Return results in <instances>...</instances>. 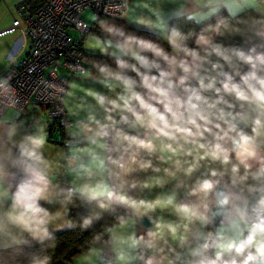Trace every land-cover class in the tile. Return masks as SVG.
Listing matches in <instances>:
<instances>
[{
    "label": "clouds",
    "instance_id": "9594fccd",
    "mask_svg": "<svg viewBox=\"0 0 264 264\" xmlns=\"http://www.w3.org/2000/svg\"><path fill=\"white\" fill-rule=\"evenodd\" d=\"M92 22L106 59L40 81L55 149L0 79V264H53L65 230L79 264H264V0H113Z\"/></svg>",
    "mask_w": 264,
    "mask_h": 264
},
{
    "label": "built area",
    "instance_id": "2783aa9c",
    "mask_svg": "<svg viewBox=\"0 0 264 264\" xmlns=\"http://www.w3.org/2000/svg\"><path fill=\"white\" fill-rule=\"evenodd\" d=\"M113 0H45V2L29 11L21 2L15 6V13L25 24L22 29L20 20L8 8L12 17L11 23L0 29V35L19 29L25 34L28 49L25 54L11 58L0 68V79L9 78V84L16 89L19 98L18 107L21 113L26 111L29 103H36L49 111L50 117L61 120L56 113L51 96L40 84L41 79L60 84L66 79L56 71L66 69L74 73L72 66L79 62L84 53L81 41L74 36L75 30L84 33L89 24L82 18L81 12L89 7L95 15H106V6Z\"/></svg>",
    "mask_w": 264,
    "mask_h": 264
},
{
    "label": "trees",
    "instance_id": "16d2710c",
    "mask_svg": "<svg viewBox=\"0 0 264 264\" xmlns=\"http://www.w3.org/2000/svg\"><path fill=\"white\" fill-rule=\"evenodd\" d=\"M21 2H23L26 5L29 11H33L34 9L42 5L45 2V0H21L18 3H21ZM95 16L104 17L106 15H95ZM172 23H176V21H172ZM178 23H180L181 27H185V28L193 26L183 21L178 22ZM94 27H95L94 24L89 25L88 31H93V32L98 33V30L95 29ZM143 32H145L144 29H143ZM148 34H150L154 40L158 38L157 35L152 32H148ZM81 57H87L89 59H106L102 57L98 52L96 53H90V52L86 53L85 52L81 55ZM42 109L44 108L42 107ZM51 118L52 120L49 123V129H48L49 134L51 133L53 129H59L61 132H63V128L60 125V120L55 117H51ZM72 215L75 218L77 215V212L74 211ZM109 222H110V218L106 217L105 220L98 223L95 226V228L98 230L102 224H106ZM56 236H57V247L55 248L54 253H53V264H72V259L79 256V254L81 253L82 245L84 243V240L87 238V234L81 233L79 232V230H65V231L57 232Z\"/></svg>",
    "mask_w": 264,
    "mask_h": 264
},
{
    "label": "rangeland",
    "instance_id": "374dc122",
    "mask_svg": "<svg viewBox=\"0 0 264 264\" xmlns=\"http://www.w3.org/2000/svg\"><path fill=\"white\" fill-rule=\"evenodd\" d=\"M130 1H129V3H130ZM4 7L6 9V12L0 13V17L2 19L10 20L11 15H10V13L8 11V8H10L11 11L14 12L15 17H18L20 21L21 20L23 21V19L15 13V4L14 3L13 4H6V5H4ZM81 16H82V18L89 25H93L94 24L92 22V20L95 19L96 16H95L94 12L89 7L84 8L82 10ZM104 17H106V16H104ZM107 18L112 19V17H110V16L107 17ZM115 22L117 24L124 25L128 31L135 32L136 34L141 35V36H144L145 38H148V39H153L152 36L150 34H148V31L147 30H144L145 32H143V29H141L138 25H136V24H130L124 18H115ZM94 28L96 29V27H94ZM89 32H93V31H87L85 33H81L79 31L75 30L74 32H72V34L74 36H76L77 38L80 39L81 46H82V49H83V52L84 53L85 52L86 53H88V52L94 53V52L89 51V49H93L94 50V48L96 46L94 41L92 43H86L85 36ZM97 34H99V33H97ZM89 38H90V34H89ZM83 56H85V55H83ZM56 71L58 72V74L62 75L63 77H66V79H69V80L72 79L73 77H75L76 75H78V73H76V72L69 74V72L66 69H63L61 67L58 68ZM78 82L81 83L82 86H84V87H92V88H94L96 90H102L101 85H99L98 83H95L93 81L84 80V81H78ZM26 108H27V112L24 113V114H21V117L22 116H25L26 114L36 115L39 110H44V109H42V107L39 104H36V103H29V104H27ZM51 120H52V118L50 117V122H51ZM54 133H56L57 135H59L56 130H55ZM57 135H55L56 138H58ZM81 259H82V257L80 255L77 256V257H75V258H73L72 259V264H79V262H80Z\"/></svg>",
    "mask_w": 264,
    "mask_h": 264
},
{
    "label": "crops",
    "instance_id": "0c3cea01",
    "mask_svg": "<svg viewBox=\"0 0 264 264\" xmlns=\"http://www.w3.org/2000/svg\"><path fill=\"white\" fill-rule=\"evenodd\" d=\"M20 1L21 0H0V13L6 12L4 5L14 3L16 6L17 3ZM132 2L133 0L130 1V4ZM144 8H145V5L140 4L139 8L136 9V13L137 14L144 13L145 12ZM11 20H12V17L10 18V20H5L0 17V29L9 25L11 23ZM126 21L130 24H134L128 20ZM20 26L22 29L25 27L24 21L22 20L20 21ZM27 49H28L27 38L25 34H23L19 29H15L11 32L1 34L0 35V68L5 66L11 58H17L25 54ZM26 112H27V108H26ZM24 113H21V114H24ZM33 116L34 115L26 114L25 116H22L21 119L30 120ZM55 130L58 132L59 135L54 133ZM55 135H57L58 138H56ZM62 137H63V132H61L59 129H53L51 133L49 134V141L52 142L49 144V148L55 149L56 147H58V145L56 144L61 143Z\"/></svg>",
    "mask_w": 264,
    "mask_h": 264
},
{
    "label": "water",
    "instance_id": "95a60500",
    "mask_svg": "<svg viewBox=\"0 0 264 264\" xmlns=\"http://www.w3.org/2000/svg\"><path fill=\"white\" fill-rule=\"evenodd\" d=\"M144 223H145V224H147V223H148L147 219H145V220H144Z\"/></svg>",
    "mask_w": 264,
    "mask_h": 264
}]
</instances>
